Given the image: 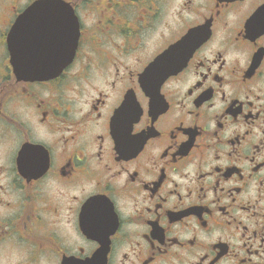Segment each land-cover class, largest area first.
Returning a JSON list of instances; mask_svg holds the SVG:
<instances>
[{
	"label": "flooded vegetation",
	"instance_id": "obj_1",
	"mask_svg": "<svg viewBox=\"0 0 264 264\" xmlns=\"http://www.w3.org/2000/svg\"><path fill=\"white\" fill-rule=\"evenodd\" d=\"M161 1L0 0V264H264V0H181L151 57Z\"/></svg>",
	"mask_w": 264,
	"mask_h": 264
},
{
	"label": "water",
	"instance_id": "obj_2",
	"mask_svg": "<svg viewBox=\"0 0 264 264\" xmlns=\"http://www.w3.org/2000/svg\"><path fill=\"white\" fill-rule=\"evenodd\" d=\"M51 5V6H48ZM52 2H41L40 4L31 8V10H40V9H50L52 8ZM60 9L62 10H70L72 12V8L67 4L61 2ZM75 19L74 16H72ZM22 20L24 17L20 19L17 25L14 28V32L21 33L23 28ZM78 31V30H77ZM207 33V32H206ZM209 37L205 36L204 28H196L191 30L185 37H183L179 42L170 46L164 53H162L156 60L151 63L145 72L142 74L140 82L143 91L150 97L154 96L158 93L160 89V85L170 76L178 73L182 68H184L190 59L192 53ZM19 44L15 45L18 46ZM48 68V66L40 65L39 71L42 68ZM63 65L54 66L56 70H61ZM14 68L16 70V76L19 80L21 79H30L33 73H29L30 70L33 69L34 66L26 65V64H14ZM42 73H35L34 76H38L37 78L43 76ZM33 77V78H35ZM33 80V79H32Z\"/></svg>",
	"mask_w": 264,
	"mask_h": 264
},
{
	"label": "rangeland",
	"instance_id": "obj_3",
	"mask_svg": "<svg viewBox=\"0 0 264 264\" xmlns=\"http://www.w3.org/2000/svg\"><path fill=\"white\" fill-rule=\"evenodd\" d=\"M181 0H162L161 6H162V17L166 16L164 19H161L156 23L154 26V30H152L151 34L147 37L145 41L144 48L146 49V52L153 57L155 53H157L160 48L163 47L165 40L172 36L173 40L176 39L180 34L182 33L183 29L185 28V25H183L181 17H176L179 12V3ZM171 11V17L168 15ZM172 17L174 19L172 20ZM169 19V20H168ZM191 20V16H188L186 18ZM181 22H179V21ZM185 20V19H184ZM183 20V21H184ZM172 21V27L168 29V25H171ZM164 36V37H163ZM20 109H15L16 116L19 115Z\"/></svg>",
	"mask_w": 264,
	"mask_h": 264
}]
</instances>
